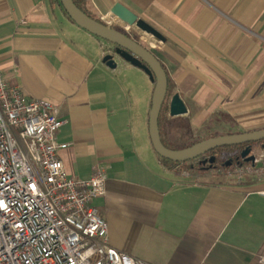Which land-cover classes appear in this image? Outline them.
Instances as JSON below:
<instances>
[{"label": "crops", "instance_id": "crops-1", "mask_svg": "<svg viewBox=\"0 0 264 264\" xmlns=\"http://www.w3.org/2000/svg\"><path fill=\"white\" fill-rule=\"evenodd\" d=\"M56 2L0 0V73L65 121L56 138L70 144L59 151L70 178L104 163L107 195L93 205L109 245L147 264H264V170L239 179L164 164L149 134L155 83L126 61L104 64L113 44L62 19ZM88 2L114 28L122 4L165 37L150 48L188 109L169 118L218 111L264 129V0Z\"/></svg>", "mask_w": 264, "mask_h": 264}, {"label": "built area", "instance_id": "built-area-1", "mask_svg": "<svg viewBox=\"0 0 264 264\" xmlns=\"http://www.w3.org/2000/svg\"><path fill=\"white\" fill-rule=\"evenodd\" d=\"M51 110L0 73V264H147L109 245L93 205L107 195L104 163L89 180L70 178L59 158L70 144L56 138L65 121ZM263 170L264 153L223 172L240 179Z\"/></svg>", "mask_w": 264, "mask_h": 264}, {"label": "water", "instance_id": "water-1", "mask_svg": "<svg viewBox=\"0 0 264 264\" xmlns=\"http://www.w3.org/2000/svg\"><path fill=\"white\" fill-rule=\"evenodd\" d=\"M60 2L66 14L77 26L115 46V54L106 55L103 58L104 64L111 69H116L117 61L115 56H119L133 66L141 68L149 76L150 80L155 83L149 117V134L153 149L159 157L175 163H184L200 159L219 148L248 145L242 151L240 158L243 163H255L256 156L254 154L251 155L252 149L250 145L264 140V129L210 138L181 150H171L165 147L160 136L159 117L167 96L169 82L162 63L151 50L141 45L125 32L116 30L110 25L106 26L86 15L75 4L74 0H60ZM111 15L129 27H137L158 44H164L166 41L165 37L156 28L139 18L122 4H116L111 10ZM187 113L188 109L180 95L172 96L169 101L170 116L181 117ZM215 161L216 157L212 156L208 160H204L202 164L209 162L212 166ZM224 166L230 167L232 162L227 161Z\"/></svg>", "mask_w": 264, "mask_h": 264}, {"label": "rangeland", "instance_id": "rangeland-1", "mask_svg": "<svg viewBox=\"0 0 264 264\" xmlns=\"http://www.w3.org/2000/svg\"><path fill=\"white\" fill-rule=\"evenodd\" d=\"M58 7L59 14L62 19L66 20L65 11L63 6L58 2L55 3ZM110 26L115 27L114 23H109ZM121 30L128 34L131 37H134L141 45L144 47L151 49L150 44H155L151 41L150 36L139 30L137 27H121ZM105 41V40H104ZM157 46V44H155ZM155 53L157 50L151 49ZM108 54H115V46L111 45V48L106 50V55ZM117 60L122 61L123 59L119 56H115ZM125 61V60H123ZM173 96V91L171 93V97ZM170 97V98H171ZM170 101V99H169ZM169 109V108H168ZM262 129H250L244 128L239 125L229 123L226 118H224V113L222 112H214V113H203L199 117H196L194 122H191L190 117H183V118H170V123L167 129V136L169 140L177 147L184 148L194 143L203 141L205 139L215 138L219 136L231 135V134H241V133H249L254 132ZM226 153L220 156L218 155L219 160L217 161V165H221L224 161L226 162ZM264 153V150L257 149L255 150L254 155L256 159H260L261 155ZM249 165H245L248 167ZM237 168V165L230 166L226 168L218 167L221 170H234ZM218 169H213L210 171H205L206 173H216ZM196 172V171H195ZM204 173V172H203Z\"/></svg>", "mask_w": 264, "mask_h": 264}, {"label": "trees", "instance_id": "trees-1", "mask_svg": "<svg viewBox=\"0 0 264 264\" xmlns=\"http://www.w3.org/2000/svg\"><path fill=\"white\" fill-rule=\"evenodd\" d=\"M58 2L61 4L60 0H58ZM75 4L86 14L88 15L89 17H91L92 19L108 26L109 24L106 23L105 21H103L101 18H98L96 17L95 15H93L89 9V2L88 0H74ZM65 16L71 21L73 22L70 17L66 14L65 12ZM74 23V22H73ZM116 30H119L118 28H115ZM128 35V34H127ZM129 36V35H128ZM169 99H170V88H168V92H167V96H166V99L164 101V104L162 106V109L160 111V117H159V130H160V136H161V140L164 144L165 147H167L168 149H171V150H181V149H184V148H188V147H191L197 143H194L192 145H189L187 147H184V148H179L177 146H175L168 138L167 136V129H168V125L170 123V118H169ZM207 140V139H205ZM204 141V140H203ZM202 142V141H200ZM254 151L257 150V149H260V150H264V140L260 141V142H257V143H253L251 144ZM248 146V145H247ZM245 147V145H239V146H232V147H223V148H219L217 150H215L214 152H212L213 154H220V156L224 155V152L227 151L228 153H226V159H230L232 157H235V156H238L239 152ZM160 160L166 164L167 166H184V168L186 170H194L198 173H203L205 171H210V170H213V169H218V167H223V168H226L224 165L225 163L227 162H222L221 165H217V161L219 160V158L216 159V163L212 166H204L202 164L201 161L199 160H193V161H189V162H184V163H175V162H171V161H168V160H165L161 157H159ZM247 163H243L242 160H238L234 163V165H237V166H245ZM247 165H250V164H247Z\"/></svg>", "mask_w": 264, "mask_h": 264}, {"label": "flooded vegetation", "instance_id": "flooded-vegetation-1", "mask_svg": "<svg viewBox=\"0 0 264 264\" xmlns=\"http://www.w3.org/2000/svg\"><path fill=\"white\" fill-rule=\"evenodd\" d=\"M250 146H251V149H252L251 155H253V154L255 153V151H254L252 145H250ZM246 147H247V145H245V147L239 152L238 156L232 157V158H230V159H226V161H231V162H232V166H234V163H235L236 161H238V160H242V159L240 158V155H241L242 151L245 150ZM213 152H214V151H213ZM212 156H215L216 159L218 158L217 153H216V154H213V153L211 152V153H208V154L205 155L204 157H201L200 159H197V160L203 162L204 160H208V159L211 158ZM215 163H216V161H215ZM215 163H214V164H215ZM214 164H213V165H214ZM203 165H204V166H211V164H210L209 162H207L206 164H203ZM217 171H222V172H223V171H225V170L218 169Z\"/></svg>", "mask_w": 264, "mask_h": 264}, {"label": "bare ground", "instance_id": "bare-ground-1", "mask_svg": "<svg viewBox=\"0 0 264 264\" xmlns=\"http://www.w3.org/2000/svg\"><path fill=\"white\" fill-rule=\"evenodd\" d=\"M110 19V18H109ZM112 20V19H111ZM115 21L122 27H129L127 25H125L121 20H118V19H115ZM129 28H132V27H129Z\"/></svg>", "mask_w": 264, "mask_h": 264}]
</instances>
